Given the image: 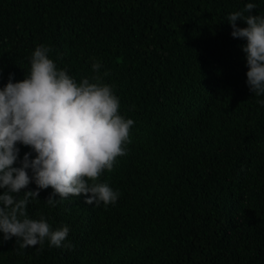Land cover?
Segmentation results:
<instances>
[{
    "label": "trees",
    "instance_id": "trees-1",
    "mask_svg": "<svg viewBox=\"0 0 264 264\" xmlns=\"http://www.w3.org/2000/svg\"><path fill=\"white\" fill-rule=\"evenodd\" d=\"M247 3L264 16V0H0V88L45 45L77 82L99 62L134 120L127 155L100 177L117 202L51 207L41 190L29 217L68 226L73 247L20 249L0 233V264H264V96L226 19Z\"/></svg>",
    "mask_w": 264,
    "mask_h": 264
},
{
    "label": "clouds",
    "instance_id": "clouds-1",
    "mask_svg": "<svg viewBox=\"0 0 264 264\" xmlns=\"http://www.w3.org/2000/svg\"><path fill=\"white\" fill-rule=\"evenodd\" d=\"M255 8L256 4L247 3L226 19L231 36L245 42L241 50L249 90L261 97L264 16L254 15ZM237 21L246 27L237 26ZM50 52L38 45L24 78L13 82L10 74L0 88V233L3 241L15 237L20 249L40 246L42 250L45 241L49 247H73L71 242L64 244L68 226L53 230L45 217H29L28 206L38 200L41 190L51 188L45 201L51 207L81 194L88 205L102 202L107 207L117 202L120 193L100 182V177L113 171L118 157L127 155L134 126V120L120 114L112 86L102 82L99 62L92 65L94 82L89 78L77 82L67 70L57 68ZM258 103L264 106V100ZM17 145L30 149L22 160ZM32 183L37 190L23 191Z\"/></svg>",
    "mask_w": 264,
    "mask_h": 264
}]
</instances>
